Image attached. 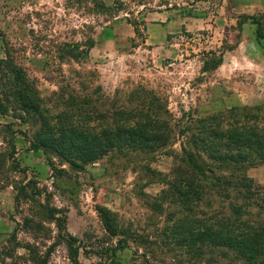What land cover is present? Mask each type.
Segmentation results:
<instances>
[{"label":"rangeland","instance_id":"rangeland-1","mask_svg":"<svg viewBox=\"0 0 264 264\" xmlns=\"http://www.w3.org/2000/svg\"><path fill=\"white\" fill-rule=\"evenodd\" d=\"M13 66L41 113L13 96ZM142 89L173 117L167 150L72 165L44 143L42 119L53 122L73 91L110 102ZM242 107L264 110V0H0V264H74L67 236L80 264H241L182 224L231 218V201L209 194L190 212L168 184L189 117ZM244 173L264 194V163ZM239 204L245 220L264 221V209Z\"/></svg>","mask_w":264,"mask_h":264},{"label":"trees","instance_id":"trees-1","mask_svg":"<svg viewBox=\"0 0 264 264\" xmlns=\"http://www.w3.org/2000/svg\"><path fill=\"white\" fill-rule=\"evenodd\" d=\"M258 39L261 41V37ZM95 44L91 42L90 48ZM222 64L223 59L215 62L217 67ZM8 68L14 77L13 96L23 103L27 112L41 113L39 105L43 100L37 95L34 83L20 68ZM62 93L67 94L63 89ZM4 96L8 95L4 93ZM117 97L118 100L97 102L73 91L66 100L69 106L53 122L42 119L43 130L48 135L42 133L44 143L62 155H70L72 165L96 162L111 153L126 161H131L133 156L148 158L172 145L173 117L154 91L142 89L129 94L118 91ZM189 119L186 131L189 136H185L188 140L182 146L184 156L174 167L168 184L170 197L175 204H182L192 212L194 204L215 194L231 201L233 216L216 220L186 217L182 223L184 230L202 247L223 246L241 264H264V221L245 220L244 206L239 204L249 201L259 210L264 209V194L256 193L254 179L244 173L247 166L264 163V110L242 107ZM53 123L54 126L50 125ZM64 229L60 223L59 230ZM64 240L72 262L80 264L79 240L72 236Z\"/></svg>","mask_w":264,"mask_h":264},{"label":"crops","instance_id":"crops-1","mask_svg":"<svg viewBox=\"0 0 264 264\" xmlns=\"http://www.w3.org/2000/svg\"><path fill=\"white\" fill-rule=\"evenodd\" d=\"M0 119L3 120L4 119V116L3 115H0Z\"/></svg>","mask_w":264,"mask_h":264}]
</instances>
